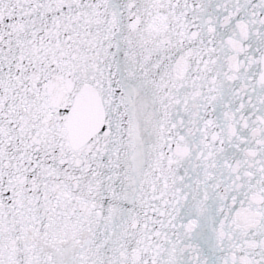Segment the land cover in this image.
Returning <instances> with one entry per match:
<instances>
[{"label":"snow or ice","instance_id":"obj_1","mask_svg":"<svg viewBox=\"0 0 264 264\" xmlns=\"http://www.w3.org/2000/svg\"><path fill=\"white\" fill-rule=\"evenodd\" d=\"M0 264H264V0H0Z\"/></svg>","mask_w":264,"mask_h":264}]
</instances>
